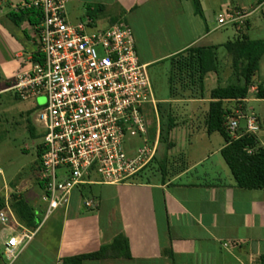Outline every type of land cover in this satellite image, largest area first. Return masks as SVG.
I'll return each instance as SVG.
<instances>
[{"label":"crops","instance_id":"crops-1","mask_svg":"<svg viewBox=\"0 0 264 264\" xmlns=\"http://www.w3.org/2000/svg\"><path fill=\"white\" fill-rule=\"evenodd\" d=\"M91 1L105 7V11L115 7L119 18L128 22L140 61L148 69L168 63L193 47H217L218 57L228 43L243 39L264 41V0H208L214 18L211 26L201 0L202 16L192 0ZM3 2L0 0L2 9ZM6 2L11 12L0 18V80L6 81L7 88L0 90V94L14 92L11 89L16 78L35 51L28 21L13 19V3ZM227 8L252 12L244 27H233V39L229 32L223 33L226 28L215 29L216 18ZM227 56L223 66L218 57V72L210 73L204 86L209 81L214 85L223 80L229 83L235 75L239 76L237 84L244 85V79L232 66V56ZM259 87H264V57L247 98L225 100L223 105L227 117L242 112L246 118H256L259 130L253 135L258 148L264 149V99L257 97ZM188 101L194 106L188 118L185 121L179 119L178 113L174 115L176 127L170 134V146L161 143L160 147L176 149L177 141L171 135L190 123L208 139L209 145L199 143V157L195 154L189 161L182 153L166 156L168 152L163 154L160 148L144 181L105 186L92 200H85L84 189L74 193L69 206L56 212L62 222L60 231L41 239L40 228L31 231L20 222L11 200L14 219L8 215V224L0 222V264H60L66 257L95 253L120 235L128 239L131 259L84 264H260L264 256V190L239 188L221 155L225 140L218 141L216 147L212 145L211 139L219 133L207 132L205 122L212 102L208 93L204 91ZM245 133L247 122L242 119L237 138ZM208 162L211 165L206 166ZM0 199L4 203L1 212L6 205ZM25 231L34 235L32 240L16 257L7 253L8 241L20 238Z\"/></svg>","mask_w":264,"mask_h":264},{"label":"built area","instance_id":"built-area-1","mask_svg":"<svg viewBox=\"0 0 264 264\" xmlns=\"http://www.w3.org/2000/svg\"><path fill=\"white\" fill-rule=\"evenodd\" d=\"M11 1L14 13L35 11L40 17L37 25L27 23L35 51L11 90L23 101L47 98L43 106L38 105L32 122L40 131L42 150L35 183L42 191L48 220L86 187L134 182L158 155L160 117L149 69L140 61L126 20L106 28H99L93 18L75 25L67 15L71 0ZM251 15L224 9L215 29L242 28ZM242 119L247 133L259 130L256 118L237 112L227 117L232 138L238 137ZM0 197L6 205L0 222L8 224L14 214L5 180ZM33 236L25 231L20 238H11L5 251L16 257Z\"/></svg>","mask_w":264,"mask_h":264},{"label":"rangeland","instance_id":"rangeland-1","mask_svg":"<svg viewBox=\"0 0 264 264\" xmlns=\"http://www.w3.org/2000/svg\"><path fill=\"white\" fill-rule=\"evenodd\" d=\"M3 1V9L0 7V18L8 17L11 12L6 0ZM97 8V3L91 0H85L84 2L83 0H71L67 7L69 21L76 25L80 22H85L88 18H93L98 22L99 28H106L121 19L115 7L100 14L98 19L94 18L92 16ZM234 31L233 27H228L223 33L229 32V36L231 35L232 37ZM227 55L228 52L225 49H221L218 53L222 66L226 63L225 59L228 57ZM196 57V55L190 52H185L178 55L173 61L170 60L168 63H162L149 69L157 107L158 104H162V108L167 114L168 112L172 115L178 113L180 115L179 119L181 117L185 121L193 106V102H189L188 100L200 97V94L204 91L210 96L211 90L216 86L225 87L228 84H237L236 80L239 77L235 75V81L226 83L223 80L219 85H214L209 81L202 88L200 70ZM6 88V81L0 80V90ZM46 101V97L23 101L16 98L14 92L6 91L0 94V158L3 169V176H0V184L4 185L5 180L9 184L11 195H21L37 210L41 219L39 229L41 233L38 239L44 238L50 232H59L62 227V222L59 220L57 213L53 214L48 220H45L46 206L42 201V191L35 183V175L37 172L36 162L38 159L37 150L41 144V139H35L31 135L30 122L33 119L38 105L43 106ZM203 118V113L201 112L200 120L202 121ZM150 120H152V132H154L155 124L153 113L150 116ZM37 134L40 135L39 130H37ZM171 137L177 141L178 146L176 149H171L166 146L160 147V145L159 151L161 148L163 154L168 152L166 156L182 153L189 161L192 160L191 157L195 154L198 157L200 156V154H197V150L201 146L199 145L200 142L203 145H209L208 139L203 138V134L199 133L197 127L194 128L190 123H185L183 128L181 127L179 130L174 131ZM222 140L223 138L219 134H214L211 139L212 145L216 147L218 141ZM163 154L161 156H164ZM207 165H211V162L206 163ZM104 188L105 186L86 187L84 189L85 200L97 198Z\"/></svg>","mask_w":264,"mask_h":264},{"label":"trees","instance_id":"trees-1","mask_svg":"<svg viewBox=\"0 0 264 264\" xmlns=\"http://www.w3.org/2000/svg\"><path fill=\"white\" fill-rule=\"evenodd\" d=\"M198 14L203 15V10L199 0H192ZM105 12V7H98L93 13L94 18ZM15 20H27L33 25L39 24V13L35 11L11 13ZM226 50L232 56V65L235 70L244 79V85H229L219 87L211 91L209 112L206 117V128L208 134L219 133L226 142V146L221 151L236 185L241 189L264 190V149L258 148V140L255 135L245 133L237 139H233L226 128L227 115L224 110L223 102L225 100H243L249 94L250 84L254 75L259 71L261 61L264 57V41H250L248 39L238 40L225 45ZM217 47H193L185 52L196 55L199 65L201 87L204 88L205 78L210 73L218 72ZM183 52V53H185ZM182 54V53H181ZM180 55V54H179ZM178 56V55H177ZM177 56L170 59L173 61ZM257 97L264 99V87H259ZM18 98V96H16ZM19 99V98H18ZM158 113L161 117L160 123V141L162 144H169L171 132L176 127V117L170 112L164 111L162 104H158ZM30 133L35 139H41L37 134V129L31 119ZM155 128V126H154ZM155 130V131H154ZM151 135L154 137L156 128ZM42 150L38 146L37 166ZM152 165V164H151ZM151 167V166H150ZM145 169L134 182L144 181L148 175ZM12 207L20 222L29 230L36 231L41 226V219L36 209H34L21 195H11ZM4 208V203L0 199V210ZM131 259L128 239L120 235L109 246L102 247L99 251L91 254H81L66 257L60 264H84L86 261L104 260V259ZM260 264H264V256Z\"/></svg>","mask_w":264,"mask_h":264},{"label":"water","instance_id":"water-1","mask_svg":"<svg viewBox=\"0 0 264 264\" xmlns=\"http://www.w3.org/2000/svg\"><path fill=\"white\" fill-rule=\"evenodd\" d=\"M201 1H202V6L205 10L206 19H207L209 25L211 26L214 18L210 14V4L208 3V0H201ZM204 3H206L207 7L205 6Z\"/></svg>","mask_w":264,"mask_h":264}]
</instances>
